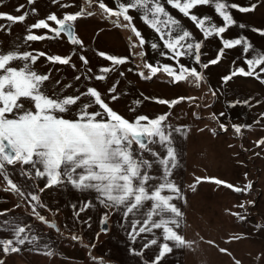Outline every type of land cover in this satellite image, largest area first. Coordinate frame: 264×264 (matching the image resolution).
I'll use <instances>...</instances> for the list:
<instances>
[{
  "label": "snow or ice",
  "instance_id": "1",
  "mask_svg": "<svg viewBox=\"0 0 264 264\" xmlns=\"http://www.w3.org/2000/svg\"><path fill=\"white\" fill-rule=\"evenodd\" d=\"M27 2L32 4L33 0ZM51 4L57 10L28 23L20 42L6 50L0 48V190L16 198L12 209H23L34 218L33 223H28L12 209L0 208V230L9 233L0 237V251L7 255L30 250L54 257L56 248L51 240L44 241L42 232L55 230L61 239L86 248L92 264H111L92 254L96 244L86 241L83 233L84 227L92 226L90 213L94 209L100 210L97 240L101 233L109 231L105 225L112 215L118 214L124 221L128 250L139 258L138 264H165L174 250L195 251L199 247L197 240L184 233L187 192L197 191L202 181H211L250 195L253 180L235 184L213 175H196L190 183L179 182L175 178L182 161L179 141L188 138L192 127L189 123L172 124L170 117L175 107L187 102L193 120L203 121L202 109H210L214 100L226 93L222 86L238 74L254 76L264 83V43L257 46L245 34L226 35L238 26L250 28L264 38V26L238 22L232 11L253 12L258 6L264 7V0H248L244 5L235 0H114L111 5L107 0H51ZM168 6L187 18L196 31L173 15ZM203 6L213 8L219 22L201 13ZM23 8V4H18L15 10L20 12ZM30 12L37 14V9L31 7ZM28 16V11L13 14L0 10V19L7 22L0 23V29L11 34V24L25 22ZM95 16L104 22L106 33L110 28H118L127 35L124 53L97 48L94 66L93 57L87 54L88 45L76 32V24L80 18ZM137 17L152 30L151 36L136 23ZM34 30L45 31L38 34ZM65 37L70 45L67 53L31 47L34 41ZM210 38L219 44L216 52L205 59L204 47ZM237 48L243 63L236 65L233 61L232 70L220 77V85L212 86L209 66L218 65L222 57ZM149 49L163 59L152 62ZM40 63L44 64V71L39 70ZM62 69L72 70L71 79L53 78L52 73H61ZM128 73H136L144 80H164L175 88L186 87L190 94L164 98L141 93L144 100L157 101L167 110L153 116L134 114L130 119L115 107L127 92L122 83ZM134 103L140 105L142 100L136 99ZM226 103L230 107H252L264 104V100L249 96ZM128 111L135 113L132 108ZM225 116L223 111H208L209 123L197 125L195 130L207 129L213 136L219 130H231L233 136H242L254 124L264 128V110L258 111L253 123L222 120ZM253 147L261 149L253 155H264V135L254 140ZM17 171L19 177L15 175ZM244 176L247 178L248 173ZM67 187L93 195L70 205L72 228L65 224L62 229L55 218L62 210L50 207L42 194ZM254 204V199L246 198L233 206L242 211H225L245 221L243 213ZM245 235L241 232L227 238L240 239ZM196 236L232 256L228 248L216 245L214 240H205L199 233ZM232 258L234 264H241L239 259ZM0 264H4L2 257Z\"/></svg>",
  "mask_w": 264,
  "mask_h": 264
},
{
  "label": "rangeland",
  "instance_id": "2",
  "mask_svg": "<svg viewBox=\"0 0 264 264\" xmlns=\"http://www.w3.org/2000/svg\"><path fill=\"white\" fill-rule=\"evenodd\" d=\"M83 2L84 0H77V3ZM107 2L111 5L114 0H107ZM235 2L244 5L247 4L248 0H235ZM18 4L24 5L20 12L28 11L29 16L25 22L11 24V34L0 29V48L5 50L20 42L26 33L28 23H32L35 19L43 18L51 11L57 10V6L51 4V0H33L32 4H29L27 0H4V3L0 4V10L20 14L15 10ZM31 7L37 9V14L30 12ZM168 7L173 15L180 17L177 10L171 8V6ZM199 11L212 16L219 22L214 9L210 6H203ZM232 11L238 22L243 21L249 25L264 26V7L258 6L255 11L249 13H242L235 9ZM180 18L187 27L196 31L187 18ZM0 23H6L7 25V22L2 19H0ZM136 23L146 35H152V30L144 25L138 17ZM98 29H101V31H97ZM103 29H105V24L99 16L80 18L76 24V32L88 45L87 54L93 57L92 64L94 66L97 64L94 56L97 48L113 53H124L126 51V31L110 28L106 33ZM34 31L39 34V32L45 30ZM236 34L248 35L257 46L264 43V38L260 34L252 32L250 28L241 29L238 26H233L226 33L228 36ZM218 44V40L209 39L204 47L205 59L216 52ZM31 47L51 53H67L70 45L66 42L65 37L64 40L45 39L44 41H34L31 42ZM148 57L152 62L163 59L158 53H153L150 49ZM233 61L236 65L243 63L242 54L238 48L222 57V62H219L218 65L209 66L208 78L212 86L220 85V77L232 70ZM16 63L19 64V61ZM38 67L41 71L45 70L43 63H40ZM52 76L53 78H60L62 81L68 80L72 77V70L62 69L61 73L54 71ZM122 87L127 88V92L115 107L130 119L134 114L143 113L153 116L167 110L166 106L157 101L144 100L141 93L144 96L158 95L164 98L174 97L176 94H190L186 87L175 88L167 81L156 78L144 80L138 78L136 73H128L127 77L123 79ZM222 87L226 88V93L219 95L210 109H202V114L205 116L203 121L193 120L192 108L186 107L187 102H182L179 107H175L170 122L172 124L189 123L192 127L188 138L179 141L182 161L180 167L175 171V178L184 184L190 183L196 175H213L235 184H241V182H246V179H251L253 180V189L250 190L251 194L249 195L247 193H237L226 186H218L211 181H202L197 186V191H188V203L183 208L187 220L184 233L188 238L196 239L199 247L195 251L187 249L174 250V254L167 256L165 264H234L233 256L239 259L241 264H264V155H253V152L261 151L259 147L254 148L253 143L255 139L264 135V128L254 124L252 129L244 130L242 136H233L231 130L228 132L219 130L215 136L207 129L203 132L195 130L197 125L203 127V124L209 123L208 111L225 112L226 116L221 117L222 120L227 118L231 122L253 123V118L258 114V111L264 110V104L253 105L252 107L238 104L230 107L226 101L249 96L264 100V83L258 81L254 76L245 77L238 74ZM136 99H141L142 103L136 105L134 103ZM209 100H212V98L209 97ZM129 108L134 109L135 113L129 112ZM245 172L248 173L247 178L244 176ZM65 193L66 197L71 196V194L72 197L74 196V190L70 187L66 188ZM92 195L75 191V197L80 196V201L90 198ZM246 198L254 199L255 204L247 206L250 211L243 213L246 216L245 221H239L225 211V209L242 211L233 206L238 205L241 200ZM55 208L62 210L55 217L57 223L62 229L65 224L71 229L73 221L70 205L66 204ZM90 214L93 216L92 226L91 228L84 227L83 233L86 241L96 244V247L92 249V254L103 257L111 264H138L139 258L134 257L128 250L129 241L122 227L124 221L120 216L118 214L112 215L107 223L109 231L101 233L99 240H97L95 233L101 226L98 224L100 210L94 209ZM48 215L49 218H52L50 213ZM257 225H260V227H257ZM241 232L246 235L240 239L228 240L229 235L239 236ZM196 233L204 236L205 240H214L216 245L228 248L232 256L228 253H221L215 245L200 241ZM64 241L66 245L73 246V243H75L76 248H80L83 264H92L86 248L79 245L78 242L69 243L67 239H64ZM136 243L139 246L141 241L138 240ZM148 254L151 255V251ZM258 256L261 257L260 260L257 259Z\"/></svg>",
  "mask_w": 264,
  "mask_h": 264
},
{
  "label": "crops",
  "instance_id": "3",
  "mask_svg": "<svg viewBox=\"0 0 264 264\" xmlns=\"http://www.w3.org/2000/svg\"><path fill=\"white\" fill-rule=\"evenodd\" d=\"M15 175L19 177V172L17 171ZM65 190L66 188H53L51 191L46 190L42 194V198L50 207L54 208L65 206L66 204L71 205L80 201V196H78V198L75 197V191L73 193V197L72 194L71 196L66 197ZM15 202L16 198L12 196V194L0 190V208L7 207L12 209V205ZM12 211L16 213L19 219L28 223L34 222V218L25 213L23 209H12ZM0 220H2V218H0ZM8 235L9 233L7 231L0 230V237H6ZM42 235L45 242L49 240L52 241L54 247L56 248L57 255L50 258L42 252L33 253L30 250L5 255L2 251H0V257L3 258L4 264H83L82 252L80 248H76L75 243H73V246L66 245L64 239H61L56 234L55 230L44 231L42 232Z\"/></svg>",
  "mask_w": 264,
  "mask_h": 264
},
{
  "label": "water",
  "instance_id": "4",
  "mask_svg": "<svg viewBox=\"0 0 264 264\" xmlns=\"http://www.w3.org/2000/svg\"><path fill=\"white\" fill-rule=\"evenodd\" d=\"M105 226L108 228V225L107 224Z\"/></svg>",
  "mask_w": 264,
  "mask_h": 264
}]
</instances>
